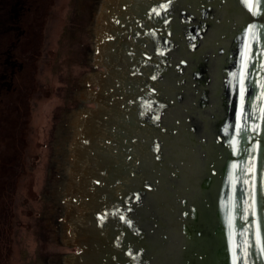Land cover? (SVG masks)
Masks as SVG:
<instances>
[{
	"label": "water",
	"instance_id": "obj_1",
	"mask_svg": "<svg viewBox=\"0 0 264 264\" xmlns=\"http://www.w3.org/2000/svg\"><path fill=\"white\" fill-rule=\"evenodd\" d=\"M5 264H264V0H42Z\"/></svg>",
	"mask_w": 264,
	"mask_h": 264
},
{
	"label": "rangeland",
	"instance_id": "obj_2",
	"mask_svg": "<svg viewBox=\"0 0 264 264\" xmlns=\"http://www.w3.org/2000/svg\"><path fill=\"white\" fill-rule=\"evenodd\" d=\"M42 0H0V264H5Z\"/></svg>",
	"mask_w": 264,
	"mask_h": 264
},
{
	"label": "snow or ice",
	"instance_id": "obj_3",
	"mask_svg": "<svg viewBox=\"0 0 264 264\" xmlns=\"http://www.w3.org/2000/svg\"><path fill=\"white\" fill-rule=\"evenodd\" d=\"M255 27V25H252V26H250L249 27V32H251L252 31V28H254ZM233 75H235V73H233ZM153 79H156V77H153ZM238 94H240L239 93V91H238ZM163 107V106H162ZM157 119H159V117H157ZM241 135H243V133H241ZM157 151H159V146H157ZM157 159H159L160 157L159 156H157L156 157ZM235 166V165H234ZM137 199H139V197H137ZM121 219H124V217H121ZM129 223H130V221H129ZM252 255V252H251V250L249 251V256H251Z\"/></svg>",
	"mask_w": 264,
	"mask_h": 264
}]
</instances>
